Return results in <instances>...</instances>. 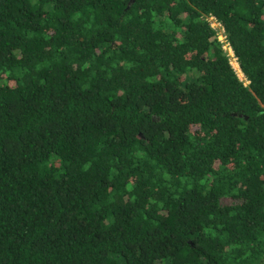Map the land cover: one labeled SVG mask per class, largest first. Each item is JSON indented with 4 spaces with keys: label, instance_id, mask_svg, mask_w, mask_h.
<instances>
[{
    "label": "trees",
    "instance_id": "16d2710c",
    "mask_svg": "<svg viewBox=\"0 0 264 264\" xmlns=\"http://www.w3.org/2000/svg\"><path fill=\"white\" fill-rule=\"evenodd\" d=\"M0 264H264V0H0Z\"/></svg>",
    "mask_w": 264,
    "mask_h": 264
},
{
    "label": "built area",
    "instance_id": "2783aa9c",
    "mask_svg": "<svg viewBox=\"0 0 264 264\" xmlns=\"http://www.w3.org/2000/svg\"><path fill=\"white\" fill-rule=\"evenodd\" d=\"M207 20L210 22L211 27L215 31L216 39L219 41V43L221 44L223 50L228 55V57H229V59L231 61V64H232L233 61H237L238 62V58L235 55L233 46H232V44H231V42L229 40V37H228V35L226 33V29H225L223 23L215 15L207 16ZM245 79H246V77H245ZM248 83H249V81H248ZM248 83L245 82V84H248Z\"/></svg>",
    "mask_w": 264,
    "mask_h": 264
},
{
    "label": "rangeland",
    "instance_id": "374dc122",
    "mask_svg": "<svg viewBox=\"0 0 264 264\" xmlns=\"http://www.w3.org/2000/svg\"><path fill=\"white\" fill-rule=\"evenodd\" d=\"M232 65L234 66V68H235L237 74L239 75V77H240L244 82L248 83V81L245 79V76H244L243 72L241 71V69H240V67H239L238 62H237V61H233V62H232ZM232 202H233V199H232V198H224V199H223V203H224V204H230V203H232Z\"/></svg>",
    "mask_w": 264,
    "mask_h": 264
},
{
    "label": "water",
    "instance_id": "95a60500",
    "mask_svg": "<svg viewBox=\"0 0 264 264\" xmlns=\"http://www.w3.org/2000/svg\"><path fill=\"white\" fill-rule=\"evenodd\" d=\"M132 2H134V0H132ZM130 6V5H129Z\"/></svg>",
    "mask_w": 264,
    "mask_h": 264
}]
</instances>
